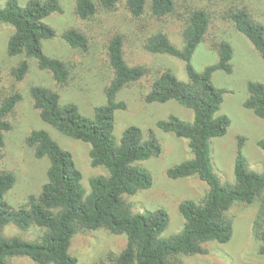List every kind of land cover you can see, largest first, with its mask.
I'll return each mask as SVG.
<instances>
[{
  "label": "trees",
  "instance_id": "1",
  "mask_svg": "<svg viewBox=\"0 0 264 264\" xmlns=\"http://www.w3.org/2000/svg\"><path fill=\"white\" fill-rule=\"evenodd\" d=\"M194 1L197 2L74 0L78 24L62 35L73 49L90 50L97 38L93 27L104 16L120 12L132 27L126 35L116 25L105 39L114 75L105 90L107 103L96 107L93 117H87L76 104H61L59 90L35 86L31 95L42 121L70 138L89 144L91 165L104 167L109 174L90 179L87 194L73 155L61 148L47 131H33L25 143L35 158L49 159L47 182L40 195H30L24 205L14 209L6 198L16 185L17 176L13 171L0 169V264H8L9 257H27L36 264H78V259L70 254L73 237L80 231L99 229L125 235L127 246L119 255L109 254L106 261L94 264H178L180 255L207 254L208 243H229L234 234L229 210L236 203L252 205L256 200L260 207L253 234L261 243L260 254L264 256V174L249 169L243 154L245 137L238 138L233 183L222 184L213 167L212 140L224 137L231 125L229 117L219 115L226 91L214 85L213 74L233 72L234 49L227 41L218 42L214 46L219 54L218 63L203 72L194 68L193 56L205 41L212 21L211 13ZM231 8L229 17L236 30L264 58V24L246 5L233 1ZM177 11L183 13L184 21L181 47L159 27L164 18ZM61 12L59 0H30L24 7L18 0H9L0 9V23L14 28L8 54L12 57L25 54L35 59L39 69L49 72L60 89L70 84L69 66L46 55L43 41L56 36L45 19ZM136 43L149 56L167 55L184 62L188 81H180L170 69L158 72L159 76L154 78L153 67L130 64L127 52ZM29 72V62L22 61L14 70L16 81L25 80ZM133 86L148 92L140 97L146 104L175 101L194 112L192 122L171 115L158 123L165 133L188 140L193 154L191 160L169 169L168 178L176 181L197 177L209 187L202 200L180 203L184 226L181 233L170 237H163L170 223L166 210L135 214L130 202L153 185L152 174L142 163L162 153V145L153 130L146 132V138L139 127L132 126L124 131L120 142L115 137L116 112L127 109L119 94ZM248 91L245 108L264 119V84L251 82ZM21 100L19 93L9 96L0 93V146H5V134L13 130L7 119ZM258 147L264 151V139L258 142ZM11 223L24 231L37 226L45 232L34 243L20 238L6 239L3 229Z\"/></svg>",
  "mask_w": 264,
  "mask_h": 264
},
{
  "label": "rangeland",
  "instance_id": "2",
  "mask_svg": "<svg viewBox=\"0 0 264 264\" xmlns=\"http://www.w3.org/2000/svg\"><path fill=\"white\" fill-rule=\"evenodd\" d=\"M8 1L0 0V9L4 8ZM18 1L24 7L30 0ZM233 1L248 6L254 17L259 18L264 24V0L194 1L198 7L208 10L212 16L210 31L193 56L194 68L198 72H203L207 67L218 63L219 54L214 48L218 42L227 41L234 49L233 72L227 74L216 71L213 74L214 85L226 91L219 115H225L231 120L227 134L212 140L211 143L214 171L222 184L234 182V163L239 137L246 139L243 154L248 161L249 169L264 174V151L258 147V142L264 139V119L256 117L244 106L249 97V83L264 84V58L250 41L236 30L230 19ZM59 2L62 12L55 13L44 21L56 31V36L43 41V51L46 55L68 64L71 78L70 84L65 88L60 89L49 72L40 70L35 59H30L25 54L10 56L8 42L14 34V28L0 23V93L3 96L15 93L22 96V100L7 119L13 130L5 134V146H0V169L13 171L17 176L16 185L6 198L14 209L24 205L30 195H40L42 187L47 182L49 159L35 158L33 151L25 143L33 131H47L61 148L73 155L75 164L82 173V185L87 194L90 193V179L109 174L104 167L91 165L89 144L70 138L42 121L39 112L34 108L31 90L35 86L59 90L61 104H76L83 115L93 117L95 108L107 103L105 90L114 76L105 50L106 36L108 37L116 25L123 29L126 35L132 27L121 17L120 12L104 16L93 27L97 38L90 50L83 52L73 49L62 39V35L78 24L75 2L74 0ZM177 12L164 18L159 27L176 46L181 47L184 21L183 13ZM127 58L132 65L153 67L151 76L154 75V78L159 76L158 72L170 69L180 81H188L184 62L167 55L149 56L139 43L128 50ZM24 60L29 62L30 72L25 80L18 82L14 70ZM132 88L119 94V100L127 104V109L116 112L115 137L120 142L124 131L132 126L139 127L146 138V132L153 130L162 145V153L159 157L142 163L151 172L153 185L149 190L139 192L130 199V202L135 214L154 212L158 209L166 210L170 223L163 237H170L181 233L184 226V219L179 212L180 203L185 200H202L209 187L197 177L176 181L168 178L166 173L169 169L191 160L193 154L188 140L177 138L172 133H165L158 128V123L171 115L192 122L194 112L175 101L166 104H146L141 98L148 92L135 86ZM259 207L258 200L252 205L234 204L228 212L233 219L232 240L225 245L216 242L206 244L208 252L205 255H180L177 257L178 264H264V256L260 254L261 243L253 234V223ZM44 232V229L37 226L24 231L11 223L4 227L3 237L20 238L34 243L41 239ZM126 246L125 235H116L106 229L80 231L72 239L70 254L78 259V264H94L99 260L106 261L109 254L119 255ZM7 263L36 264L27 257H9Z\"/></svg>",
  "mask_w": 264,
  "mask_h": 264
}]
</instances>
